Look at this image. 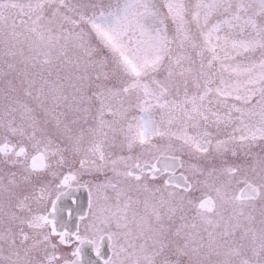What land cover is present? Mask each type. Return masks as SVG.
I'll return each mask as SVG.
<instances>
[{"label":"snow or ice","instance_id":"6c2138e0","mask_svg":"<svg viewBox=\"0 0 264 264\" xmlns=\"http://www.w3.org/2000/svg\"><path fill=\"white\" fill-rule=\"evenodd\" d=\"M0 264H264V0H0Z\"/></svg>","mask_w":264,"mask_h":264}]
</instances>
